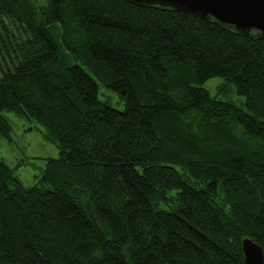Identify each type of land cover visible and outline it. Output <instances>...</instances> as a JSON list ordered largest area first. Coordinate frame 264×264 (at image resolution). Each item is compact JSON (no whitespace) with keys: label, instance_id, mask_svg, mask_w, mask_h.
<instances>
[{"label":"trees","instance_id":"1","mask_svg":"<svg viewBox=\"0 0 264 264\" xmlns=\"http://www.w3.org/2000/svg\"><path fill=\"white\" fill-rule=\"evenodd\" d=\"M5 112L59 157L41 187L0 159V264H244V238L264 255V39L128 0H0L10 140Z\"/></svg>","mask_w":264,"mask_h":264},{"label":"rangeland","instance_id":"2","mask_svg":"<svg viewBox=\"0 0 264 264\" xmlns=\"http://www.w3.org/2000/svg\"><path fill=\"white\" fill-rule=\"evenodd\" d=\"M227 85L225 92L221 91ZM198 86L204 88L210 96L220 101L231 102L246 111L245 98L235 93L231 84H225L221 77H212ZM98 98L103 101L109 99V105L122 111L124 105L118 96L107 92L102 87L98 89ZM12 126L10 140L0 135V159L12 170V175L25 187L38 185L39 178L48 159H57L59 150L54 143L44 139V128L34 119H27L4 113Z\"/></svg>","mask_w":264,"mask_h":264},{"label":"water","instance_id":"3","mask_svg":"<svg viewBox=\"0 0 264 264\" xmlns=\"http://www.w3.org/2000/svg\"><path fill=\"white\" fill-rule=\"evenodd\" d=\"M137 6H160L185 11L217 23L233 33L264 39V0H128ZM244 264H264L259 245L248 238L241 243Z\"/></svg>","mask_w":264,"mask_h":264}]
</instances>
